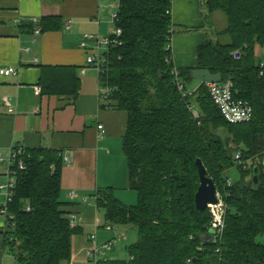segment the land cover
I'll list each match as a JSON object with an SVG mask.
<instances>
[{"label":"trees","instance_id":"obj_1","mask_svg":"<svg viewBox=\"0 0 264 264\" xmlns=\"http://www.w3.org/2000/svg\"><path fill=\"white\" fill-rule=\"evenodd\" d=\"M204 4L210 36L196 49L194 68H176L172 0H120L115 26L121 35L103 53L105 68L98 83L109 90L101 107L127 114L121 150L137 204L123 205L111 187L98 189L94 198L104 226H131L137 240L127 248L129 261L110 264H264V243L256 241L264 236V58L256 53L264 48V0ZM215 12L226 18L221 32L211 24ZM57 25V20L43 18L40 33ZM194 69L220 73L222 82L230 81L234 98L251 106V121L227 123L205 84L189 94ZM40 86L45 95L75 101L80 79L75 68L46 67ZM236 153L247 167L236 166L241 178L225 188ZM196 160L216 188L223 189L228 206L225 228L211 246H201L209 216L194 203L199 186ZM21 161L24 170L11 169L16 185L9 212L15 229L2 235L4 245L12 248L18 264L68 263L73 238L81 230L71 227L70 214L64 211L61 154L25 149Z\"/></svg>","mask_w":264,"mask_h":264},{"label":"crops","instance_id":"obj_2","mask_svg":"<svg viewBox=\"0 0 264 264\" xmlns=\"http://www.w3.org/2000/svg\"><path fill=\"white\" fill-rule=\"evenodd\" d=\"M203 3L204 0H172L171 48L176 68H194L196 49L210 36L202 17L206 12ZM113 12L108 0H0V69H16V75H0V154L6 156L16 146L27 150L52 149L61 154V194L69 200L64 211L78 219L84 211L95 209L90 214L95 217L94 233L89 225L77 222L81 234L75 237V245L81 258H85L88 238H97L99 230L105 231L96 205L90 203L91 194L99 187H113L114 194L121 197L119 201H126L115 192V185L121 189L128 185V177L126 184L121 180L125 164L120 150L127 114L101 107L97 72L86 65L87 52L81 48L84 42L88 49H95L96 38L110 36ZM43 18L57 20L56 30L40 33ZM85 35L93 38L86 40ZM105 51L106 47L101 46L100 52ZM46 67L76 69L80 90L75 101L42 93L40 76ZM4 98L9 99L8 104ZM98 125L104 127L102 138ZM72 191L77 195L74 200L68 197ZM90 222L91 218L87 224ZM6 262V247L0 235V264Z\"/></svg>","mask_w":264,"mask_h":264},{"label":"built area","instance_id":"obj_3","mask_svg":"<svg viewBox=\"0 0 264 264\" xmlns=\"http://www.w3.org/2000/svg\"><path fill=\"white\" fill-rule=\"evenodd\" d=\"M114 7V12L111 15V23L113 25L112 33L109 37L104 38L102 40L96 38V47L95 49H88L87 45L83 42L81 44V48L87 52L86 57V65L91 66L96 72L97 75L102 74L105 68V57L103 53L100 52L101 46L108 47V45H113L117 43V38L121 35V30L115 26L118 20V9L120 0H108ZM66 28H69V22L66 23ZM39 33L37 30L36 34ZM84 38L86 40L92 39V36L85 35ZM261 70L264 68L263 64H260ZM0 75L3 77H8L12 75H16V69L7 68L0 69ZM262 75V72L260 73ZM176 76V75H175ZM178 89H181V86L177 84ZM208 88V93L210 95L211 100L217 106L220 111L223 119L231 124H245L251 121L253 116V111L251 106L245 101L235 99L232 93L233 84L230 81L220 82L217 84H206ZM106 92H109L108 89L101 88V99L106 98ZM9 99L4 98V102L8 104ZM11 112V110H10ZM192 115L194 118H198V113L195 110H192ZM98 134L100 138H102L104 134V127L102 125H98ZM25 153V149L23 147H13L9 150L6 156L0 154V163H5L4 172H0V176L4 178L3 182H0V216L5 220L0 226V234L5 235L8 232H11L15 229L13 219L14 216L9 212V207L12 203V199L14 196L15 190V178L13 176L12 167L17 168L18 170H24L23 162L21 161V157ZM67 159H64L66 162ZM234 162L236 166H242L243 169H246L247 165L241 161V156L239 153H236L234 156ZM225 188H230L232 183L229 177L225 180ZM71 200L77 198L75 192H70L68 194ZM216 199L217 202L215 204H210L207 206V212L209 216V224H208V233L212 232L213 236L217 240L218 237L222 234L225 228V216L228 211V206L225 202L224 196L216 189ZM27 212L30 211V208H25ZM68 220L70 222L71 227L77 226V216L75 214H70L68 216ZM115 227L111 225H106L103 229L107 232L115 231ZM89 246L85 250V260L91 264H110V262L106 259L107 253L111 250L112 246L116 244L117 239L107 241L104 243H99L95 235H91L89 238ZM11 240V238H10Z\"/></svg>","mask_w":264,"mask_h":264},{"label":"rangeland","instance_id":"obj_4","mask_svg":"<svg viewBox=\"0 0 264 264\" xmlns=\"http://www.w3.org/2000/svg\"><path fill=\"white\" fill-rule=\"evenodd\" d=\"M205 1V0H204ZM203 6L205 7V4L203 3ZM110 14V13H109ZM203 17V20L204 19H207L208 18V14L203 13L202 15ZM108 18H109V15H108ZM210 20L213 24V30L215 32H219V31H222L224 30V28L226 27V18L225 16L221 13V12H216L214 13L212 16H210ZM221 43H224L226 42L224 39L223 40H220ZM257 56L258 58L261 60L262 58H264V48H257ZM198 86V81L197 80H193L191 83H190V86H188V92L189 94H192V92L197 88ZM121 150V148H120ZM122 153V151H121ZM124 164L122 166V169H121V180L122 182H124L125 184L127 183V168H126V161H125V158H124ZM5 166L6 164H0V172H4L5 170ZM228 177L230 178L231 180V183L232 184H236L237 182H239L241 176H240V172L238 170V168L236 167V164L231 168V170L228 171ZM119 179H120V175H119ZM4 181V178L2 176H0V182H3ZM119 184H120V180H119ZM118 189L115 190V192H119L121 195L124 196V198L126 199L125 202H121L123 205L125 206H135L137 204V196H136V193L132 190H130L128 188V185L127 187H123L121 189V187H119L120 185H115ZM100 188H107V187H99ZM113 190L114 188L111 187ZM218 189V188H216ZM223 190V189H222ZM221 189H218V191L221 193L222 192ZM92 196V202L90 203H93L95 204V193L91 194ZM114 197L117 199V200H120L121 201V197L120 195L118 194V197L116 196V194H114ZM61 199L64 203H67L68 204V199L64 197V195L62 194L61 195ZM131 200V202H130ZM94 207V205H93ZM94 210L93 208L91 209H88L86 211H84V213H81V216H78V224H82L83 226H87L89 225L91 227V233L94 231V227H93V224L95 225V217H93V215H90V214H93L94 213ZM85 215V216H84ZM88 215H90L88 217ZM91 218V222L90 224H87V221L88 219ZM4 218L0 216V226L2 225V223L4 222ZM101 221V219H100ZM79 224V225H80ZM115 228V231L113 232H110L108 234H105L107 232L103 231L102 229L99 230L96 235H97V241L99 242L102 241V240H107V241H111V240H114V239H117V243L114 244L112 246V252L110 253H107V256H106V259L109 261V262H112V261H129L130 257L128 255V250L127 248L132 245L133 243L136 242L137 240V232H136V229L131 227V226H126V227H120V226H114ZM105 233H103V232ZM95 232V231H94ZM93 232V233H94ZM105 241V242H107ZM256 241L258 243H264V236H259ZM100 243V242H99ZM104 243V242H102ZM72 258L70 260V262L68 263H63V264H91V263H88L85 258H81L79 257L80 255L78 254V249H77V246L75 245V237L73 238V243H72ZM12 248L7 246L6 247V252H7V262L6 264H18L16 258L13 256V252L11 250ZM78 254V255H77Z\"/></svg>","mask_w":264,"mask_h":264},{"label":"water","instance_id":"obj_5","mask_svg":"<svg viewBox=\"0 0 264 264\" xmlns=\"http://www.w3.org/2000/svg\"><path fill=\"white\" fill-rule=\"evenodd\" d=\"M192 80H200L201 84H217L222 82V76L220 73L212 74L208 70H197L194 69L190 73ZM229 139H226V147H229ZM198 177H199V186L197 192L194 196L195 207L199 211H205L207 206L210 204H215L217 202L216 199V186L212 182L211 179L207 177L206 170L200 160H196L195 162ZM257 174L258 168L254 167L252 183L254 185L257 184ZM212 232H209L202 236L201 238V246H211L215 244L216 239L212 235Z\"/></svg>","mask_w":264,"mask_h":264}]
</instances>
